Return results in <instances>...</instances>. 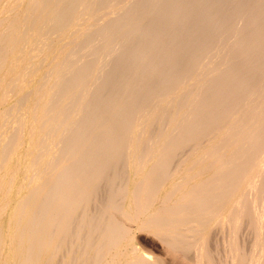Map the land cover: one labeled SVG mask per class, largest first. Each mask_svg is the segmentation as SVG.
Masks as SVG:
<instances>
[{
  "label": "bare ground",
  "instance_id": "obj_1",
  "mask_svg": "<svg viewBox=\"0 0 264 264\" xmlns=\"http://www.w3.org/2000/svg\"><path fill=\"white\" fill-rule=\"evenodd\" d=\"M58 260L264 264V0H0V264Z\"/></svg>",
  "mask_w": 264,
  "mask_h": 264
},
{
  "label": "rangeland",
  "instance_id": "obj_2",
  "mask_svg": "<svg viewBox=\"0 0 264 264\" xmlns=\"http://www.w3.org/2000/svg\"><path fill=\"white\" fill-rule=\"evenodd\" d=\"M7 220H8V217L7 218L4 217L3 221L5 222V226L7 225V223H6ZM135 231H134V233H135V235H137L136 236V243H135L136 248L138 247L142 251L146 252L147 254H151L152 256H156L154 254H157V256H159V257L162 255H163L162 257H164V253L162 251L161 244H160V242H158L157 239H155L151 235L149 236V234H147V233H144V232L137 233ZM139 245H141V246H139ZM141 247H143L144 250ZM145 249H146V251H145ZM147 250H148V252H147ZM59 263H60V261L58 260V264Z\"/></svg>",
  "mask_w": 264,
  "mask_h": 264
}]
</instances>
